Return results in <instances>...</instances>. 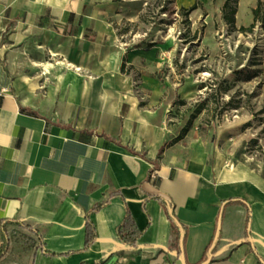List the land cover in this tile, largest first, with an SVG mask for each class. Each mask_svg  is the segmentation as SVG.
<instances>
[{"label":"crops","instance_id":"obj_1","mask_svg":"<svg viewBox=\"0 0 264 264\" xmlns=\"http://www.w3.org/2000/svg\"><path fill=\"white\" fill-rule=\"evenodd\" d=\"M124 17L114 0H0V264H264V176L183 132L191 87L166 81L160 43L121 41Z\"/></svg>","mask_w":264,"mask_h":264},{"label":"rangeland","instance_id":"obj_2","mask_svg":"<svg viewBox=\"0 0 264 264\" xmlns=\"http://www.w3.org/2000/svg\"><path fill=\"white\" fill-rule=\"evenodd\" d=\"M114 1L125 12L119 25L129 29L121 41L160 43L166 81L191 87L190 101L196 106L188 113L187 128L196 126L199 137L225 165L264 174L262 23L256 21L250 31L240 30L252 22L243 4L234 23H228L221 15L223 0H195L197 7L189 13L182 8L193 0ZM170 116L175 117L173 109Z\"/></svg>","mask_w":264,"mask_h":264},{"label":"trees","instance_id":"obj_3","mask_svg":"<svg viewBox=\"0 0 264 264\" xmlns=\"http://www.w3.org/2000/svg\"><path fill=\"white\" fill-rule=\"evenodd\" d=\"M236 3L237 0H224L222 5H221V15L224 19H227L228 23L233 24L234 23V14L236 12ZM197 7V1L190 5L187 8H182V10L185 13H189L193 9ZM256 21H260L262 23V26L264 28V3L261 0H257L256 6L252 9V22L247 26L243 27L240 26L239 29L242 31H250L252 30L253 26L255 25ZM263 56H264V51H263ZM201 106L199 105L196 111H199ZM188 124L186 127L183 128V132L187 129ZM263 176L264 174L261 173ZM116 193H111L110 196L115 195ZM159 201L161 204L164 205L166 211H167V216L171 221V233L174 234L176 230L174 229L175 224L177 223L176 218L172 214V206L168 204L165 200L160 199ZM106 201L103 202H98L94 204L91 208L90 211H97L99 210L105 203ZM250 219V214H247V223ZM4 223H15L19 227L23 229H27L29 231H34L31 226L17 220H2L1 224L4 225ZM142 230L139 229L134 221V218L128 209V207L125 205V212L123 215L122 220L119 222V224L116 226V233L118 238L125 244H135V242L139 239V237L142 234ZM96 234H95V229L94 226L89 219V214L87 213L85 216V242H84V247H88L94 240H95ZM183 242V236L181 238ZM45 253H49L46 250H44ZM187 264V263H185ZM199 264H205V263H199Z\"/></svg>","mask_w":264,"mask_h":264},{"label":"bare ground","instance_id":"obj_4","mask_svg":"<svg viewBox=\"0 0 264 264\" xmlns=\"http://www.w3.org/2000/svg\"><path fill=\"white\" fill-rule=\"evenodd\" d=\"M238 168H240L237 172L238 174H242L244 172V170H246V168L242 165H240V166L238 165Z\"/></svg>","mask_w":264,"mask_h":264}]
</instances>
